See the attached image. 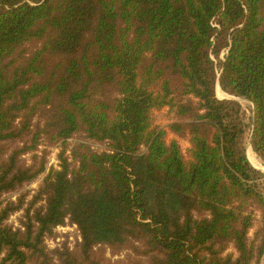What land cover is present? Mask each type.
Instances as JSON below:
<instances>
[{
	"label": "trees",
	"instance_id": "obj_1",
	"mask_svg": "<svg viewBox=\"0 0 264 264\" xmlns=\"http://www.w3.org/2000/svg\"><path fill=\"white\" fill-rule=\"evenodd\" d=\"M218 87L264 164V0H0V264H262L264 171ZM42 137L57 167L24 161Z\"/></svg>",
	"mask_w": 264,
	"mask_h": 264
},
{
	"label": "rangeland",
	"instance_id": "obj_2",
	"mask_svg": "<svg viewBox=\"0 0 264 264\" xmlns=\"http://www.w3.org/2000/svg\"><path fill=\"white\" fill-rule=\"evenodd\" d=\"M29 51H32V49L30 48ZM218 92L219 91L217 90V95L220 98H225L229 96L223 91L221 93L219 92L220 94ZM236 98L240 101L242 105L243 120L247 126V133H246V139H245L246 141L245 144L247 147L249 143L251 144V130H252V119L254 116V105L250 100L244 97H236ZM153 116H154L155 124L161 125L164 127H166L175 117L174 112L167 107L163 109L155 110L153 113ZM44 122H45V117L42 111L38 110L36 115L33 118V128L35 129L39 125L42 126ZM173 137L175 136L172 133H169L168 139H171ZM178 140L183 150L185 151L186 148L190 145L188 139L178 138ZM40 142H41L40 145L35 151L30 152L23 156L24 161L28 164L32 163L35 160L33 156L34 154H36L37 162L42 160V158L44 157L46 158V165L48 167L50 166L57 167L60 162L59 157H58L60 147L49 145L46 142V139L43 137L40 139ZM71 142H74V141L72 140ZM91 142L95 150H102L106 147V145L103 143H98L95 141H91ZM67 153L69 154L70 151L68 150ZM42 178H43V175L39 176L37 180H35L34 182L28 185L27 189H29V191L33 193L39 187L40 183L42 182ZM21 215H22V212H17V213L12 214L8 222L15 226L19 225V218ZM80 240H81V236H80V232L77 226L73 224L72 222H70L69 220H67L66 224L57 226L54 229V234L52 236L46 237L45 243L47 245V248L49 250H52L54 248L61 247L64 242H67V244L71 248H74L80 242ZM105 254L107 257L111 258L112 260H117L118 258H124L126 255V251H121L118 254H113L111 250L107 248ZM262 264H264V258H263Z\"/></svg>",
	"mask_w": 264,
	"mask_h": 264
},
{
	"label": "bare ground",
	"instance_id": "obj_3",
	"mask_svg": "<svg viewBox=\"0 0 264 264\" xmlns=\"http://www.w3.org/2000/svg\"><path fill=\"white\" fill-rule=\"evenodd\" d=\"M218 91L220 93L222 92V90L220 89V87H218ZM246 150H247L248 158L251 161V163L254 166H256V167H258V168H260V169H262L264 171V164H263V162H261V159H259L258 156H257V154L254 152V150L252 148V145L250 143L247 145Z\"/></svg>",
	"mask_w": 264,
	"mask_h": 264
},
{
	"label": "water",
	"instance_id": "obj_4",
	"mask_svg": "<svg viewBox=\"0 0 264 264\" xmlns=\"http://www.w3.org/2000/svg\"><path fill=\"white\" fill-rule=\"evenodd\" d=\"M228 97H233V98H236V97H234V96H228ZM256 167V166H255ZM256 168H258V167H256ZM258 169H260V168H258ZM260 170H262V169H260Z\"/></svg>",
	"mask_w": 264,
	"mask_h": 264
}]
</instances>
